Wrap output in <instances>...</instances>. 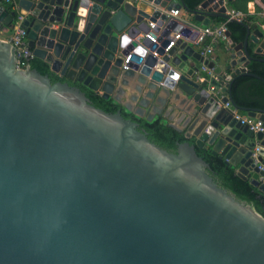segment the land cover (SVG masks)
<instances>
[{
  "label": "water",
  "instance_id": "95a60500",
  "mask_svg": "<svg viewBox=\"0 0 264 264\" xmlns=\"http://www.w3.org/2000/svg\"><path fill=\"white\" fill-rule=\"evenodd\" d=\"M16 4L0 5V33L22 16L34 57L65 80L52 82L0 39V264H264V217L196 152L222 158L264 195V130L214 95L240 111L231 82L260 78L247 65L264 62V31L245 25L239 44L227 31L223 68L193 47L198 29L188 35L169 12L207 26L228 18L225 0L195 10L184 0ZM82 87L119 108L94 106ZM245 113L264 128V111ZM157 118L186 139L175 151L139 129Z\"/></svg>",
  "mask_w": 264,
  "mask_h": 264
},
{
  "label": "trees",
  "instance_id": "16d2710c",
  "mask_svg": "<svg viewBox=\"0 0 264 264\" xmlns=\"http://www.w3.org/2000/svg\"><path fill=\"white\" fill-rule=\"evenodd\" d=\"M204 1L184 0V3L188 9L194 10ZM251 1L229 0L228 4L230 9L239 11L244 15L240 22L236 20L227 21L224 18L212 19L213 25L223 22L226 23L227 31L230 33V40L235 44L243 42L246 35L245 25L251 22L247 9V4ZM5 7L8 6L5 5ZM248 51L253 55L250 46ZM29 64L41 74L48 75L52 82L65 80L53 73L48 64L37 58H33ZM247 72L255 74L260 78L245 74L236 76L231 82L230 95L242 113L253 109L264 111V62L255 59L251 60L247 66ZM82 90L94 106L105 112L113 113L119 108L113 101L104 100L99 94L87 88L82 87ZM139 129H143L147 133L149 140L168 151H175L177 143L186 141L182 133H178L173 128L168 127L160 118L150 123L140 120ZM196 152L198 156L202 157L209 164L210 173L219 185L231 191L238 199L250 203L264 217V195L252 186L248 180L240 178L234 166L226 164L218 156L211 155L209 150L196 149Z\"/></svg>",
  "mask_w": 264,
  "mask_h": 264
},
{
  "label": "built area",
  "instance_id": "2783aa9c",
  "mask_svg": "<svg viewBox=\"0 0 264 264\" xmlns=\"http://www.w3.org/2000/svg\"><path fill=\"white\" fill-rule=\"evenodd\" d=\"M143 0H135L133 2H138ZM261 2V0H259ZM1 3H4L7 6H11V10H15L17 7L16 0H0ZM180 9H173L169 12L171 16H177ZM225 14L228 16L227 21L236 20L240 22L244 15L235 10L227 9ZM22 16H16L12 22V29L10 31V35L8 36L7 40L10 42L15 48V54L27 61H31L34 57L31 49L28 46V37L27 32L25 29L20 27ZM227 27L226 23H219L216 26L207 25L201 29H198L197 36L195 39V43L200 46H203L202 51L200 52L201 55L204 57L205 60H210L209 57L214 52V46L221 40L227 41L228 38L226 37ZM210 61H213L210 60ZM201 71L206 73L209 78H213L212 70L208 69L207 66L201 65ZM214 95L217 97V102L220 106L228 109L234 117L241 120L242 124H246L252 129L254 132H261L264 130L262 127V122L249 118L247 116H241L238 114V111L233 108L231 102L227 99L226 102L222 103V99L226 98L227 95L222 93L219 89L214 90Z\"/></svg>",
  "mask_w": 264,
  "mask_h": 264
},
{
  "label": "crops",
  "instance_id": "0c3cea01",
  "mask_svg": "<svg viewBox=\"0 0 264 264\" xmlns=\"http://www.w3.org/2000/svg\"><path fill=\"white\" fill-rule=\"evenodd\" d=\"M126 1H130L133 2L135 0H126ZM174 1V0H173ZM141 2L142 1H138L137 3L139 4L138 7H141ZM176 2H178V0H176ZM228 0H225V5L226 8L229 10L230 6L228 4ZM136 3V2H135ZM1 6L5 7L4 3H0ZM197 9V8H196ZM247 9H248V13H249V17L251 18V22L248 25L254 24L256 25L258 28H260L261 31H264V5L259 1V0H252L251 2H248L247 4ZM195 10V9H194ZM147 11H150L149 9ZM177 22H179V24H185L183 25L185 28L188 29V35H193L195 28L197 29H201L203 28L205 25L204 24H199L197 22L194 21V15L191 13H188L187 11L180 9L178 12L177 16H172ZM242 21V20H241ZM208 25H213V22L211 20V22ZM218 24H214L213 26H216ZM194 26V28L192 29L191 27ZM10 35L9 33H0V39H7L8 36ZM245 39V38H244ZM244 41V40H243ZM251 47V51L252 54L255 50V45L253 43H251L249 45ZM248 46V48H249ZM193 47L195 49H197L198 51H202L203 46L200 45L198 46L195 43H193ZM232 50L229 48V44H228V40L227 41H219L215 46H214V52L211 55V57H209L210 60L213 59L214 63L218 66L221 67H225L228 65V63L230 62V55L232 54ZM248 66V65H247ZM60 65L58 64V69H59ZM200 66V70H201ZM229 72H226V74H228ZM207 78L208 75L206 73H203ZM99 94V93H98ZM237 110V109H236ZM238 111V110H237ZM238 114L241 116H246V113H242L241 111H238ZM174 119H178V116L174 115Z\"/></svg>",
  "mask_w": 264,
  "mask_h": 264
}]
</instances>
